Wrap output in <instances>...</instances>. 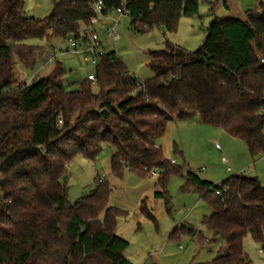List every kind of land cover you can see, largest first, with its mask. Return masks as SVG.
Here are the masks:
<instances>
[{"label":"trees","instance_id":"trees-1","mask_svg":"<svg viewBox=\"0 0 264 264\" xmlns=\"http://www.w3.org/2000/svg\"><path fill=\"white\" fill-rule=\"evenodd\" d=\"M96 1L57 0L50 15L36 19L25 15L23 0H0V264H134L124 255L129 242L115 232L114 208L107 207L108 182L100 179L89 194L68 200L69 163L78 154L96 159L103 143L114 149L115 174L158 170L164 187L169 174L181 172L156 148L171 121L198 117L244 140L254 159L264 154V55L257 53L264 49V0L243 18L213 16L193 52L170 41L151 51L154 76L141 85L115 51L103 52L96 65L98 93L88 77L66 90L60 63L47 77L19 82L16 57L33 67L44 53L25 41L87 39ZM103 3L104 13L120 5ZM126 8L132 29L173 32L182 16L198 13L199 0H127ZM187 178L212 209L203 219L212 236L184 225L172 236L222 240L223 252L200 264H251L245 237L264 250L260 179L242 173L217 185L193 172Z\"/></svg>","mask_w":264,"mask_h":264},{"label":"rangeland","instance_id":"rangeland-1","mask_svg":"<svg viewBox=\"0 0 264 264\" xmlns=\"http://www.w3.org/2000/svg\"><path fill=\"white\" fill-rule=\"evenodd\" d=\"M57 0H23L25 15L43 19L53 11ZM258 0H199V11L179 19L176 31L159 27L146 31L131 28L130 16H122L117 26L118 41L108 36L111 22L101 17L92 28L96 31L102 53L115 51L131 75L141 83L154 76L150 66L153 50L165 48L166 42L193 52L204 44L206 30L213 16L243 18L246 10L257 7ZM28 45L43 47V55L33 67H26L17 57L15 72L19 82L47 77L60 63L64 70L63 83L68 91L77 90L90 73L96 72L93 55L74 51L70 38H29ZM261 44V43H260ZM262 45V44H261ZM264 55V49L257 51ZM51 58L55 61L50 62ZM34 76V77H33ZM33 77V78H32ZM94 83V82H93ZM20 85V83H18ZM94 93L99 92L96 83ZM164 157L174 161L180 173L169 174L166 187L159 183L160 172L152 169L146 176L127 168L122 176L112 170L114 149L103 143L96 159L78 154L67 167L68 200L75 203L100 182H108L110 193L107 207L115 213V232L129 242L124 255L134 264H200L211 261L223 252L222 240L201 241L183 232L172 236L175 229L194 227L208 239L211 231L203 219L212 209L202 200L198 188L191 185L187 174L193 172L203 180L220 184L236 174L258 177L264 185V154L253 158L248 144L232 136L222 127L202 123L198 117L178 119L167 124L164 134L157 139ZM155 171V173H154ZM166 189V196L156 193ZM107 207L101 211L105 220ZM244 250L252 264H264L262 244L250 234L244 239Z\"/></svg>","mask_w":264,"mask_h":264},{"label":"built area","instance_id":"built-area-1","mask_svg":"<svg viewBox=\"0 0 264 264\" xmlns=\"http://www.w3.org/2000/svg\"><path fill=\"white\" fill-rule=\"evenodd\" d=\"M119 1H120V5L110 9L107 13L103 12V8H104L103 0H98L94 3V8L97 12V16L92 19V22L96 23L98 19H100L101 17H105L108 20H110L111 24L107 29H108V36L110 39H112L113 42H117L119 39L116 31L120 18L125 15L129 16V10L126 8L127 0H119ZM70 46L76 52L92 54L93 63L97 65L102 52L98 51L99 47L101 46V42L99 40L96 31L93 30V33L87 39H84L82 41H78L74 38H70ZM53 61L54 58H51L50 62ZM262 61H264V59ZM88 79L92 82H96L95 73H90L88 75ZM32 80L33 79H25L24 86L29 84ZM141 84L142 83L140 81H137V85H141ZM19 87L20 86L17 84L14 86V89L18 90Z\"/></svg>","mask_w":264,"mask_h":264},{"label":"crops","instance_id":"crops-1","mask_svg":"<svg viewBox=\"0 0 264 264\" xmlns=\"http://www.w3.org/2000/svg\"><path fill=\"white\" fill-rule=\"evenodd\" d=\"M98 20H99L98 22L102 21L101 18L98 19ZM96 23H97V22H96ZM96 23H95V24H96ZM95 24L93 23V27H94ZM251 264H252V261H251Z\"/></svg>","mask_w":264,"mask_h":264},{"label":"water","instance_id":"water-1","mask_svg":"<svg viewBox=\"0 0 264 264\" xmlns=\"http://www.w3.org/2000/svg\"><path fill=\"white\" fill-rule=\"evenodd\" d=\"M260 47H261V44L259 43V48H260ZM66 179H67V176L64 177V180H66Z\"/></svg>","mask_w":264,"mask_h":264}]
</instances>
